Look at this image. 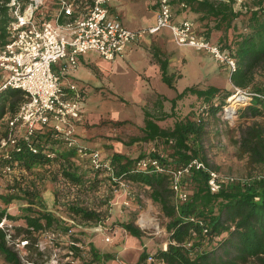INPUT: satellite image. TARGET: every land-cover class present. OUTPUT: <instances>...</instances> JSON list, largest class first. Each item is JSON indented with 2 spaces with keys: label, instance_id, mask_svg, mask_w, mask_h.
<instances>
[{
  "label": "trees",
  "instance_id": "1",
  "mask_svg": "<svg viewBox=\"0 0 264 264\" xmlns=\"http://www.w3.org/2000/svg\"><path fill=\"white\" fill-rule=\"evenodd\" d=\"M183 1L190 10L201 13L196 17L201 22L198 25L199 31L211 40L221 43L224 50L236 57L238 65L230 73L231 81L241 87L251 86V90L260 93L237 109V113L251 116L253 121L240 127V134L235 142L238 147L237 154L246 157L250 165L261 166L264 171V82H254L258 70L264 68V0H243L241 6H236V0ZM10 19L9 6L0 0V44L7 40V24ZM154 55L160 61L163 80L175 88L180 73L169 71L168 57L161 56L159 50H155ZM232 93L233 90L228 87L214 83H197L185 86L172 98L159 94V98L153 101V108L143 107L144 123L140 127L141 134L134 136L132 141L155 142L158 149L151 150L150 154L159 156L162 153L159 148L166 149L167 153L163 152V162L173 166L188 162L194 157L202 158L211 166L207 138L211 134L221 133V129L214 126L227 116V98ZM192 94L201 102L200 107L194 106L188 112L180 114L179 101ZM23 99L24 94L20 88L8 86L0 90V123L5 113L8 110L15 112ZM166 100L170 102V109L165 106ZM169 118L173 119L172 124L164 126L159 123L160 120ZM33 142L38 146V152L26 148L12 153L11 158L0 155V175L5 174L3 166L9 162L23 171L31 170L39 163L41 167L49 169L56 162L59 170L54 174L58 178L62 174L76 190H85L88 186L95 188L100 183L103 179L101 173L107 174L104 169L90 168L93 176L89 178L84 166L76 159L75 150L67 148L61 140L52 137L50 125H39ZM54 147L55 157H47L44 151ZM143 155L145 153L141 152L131 157L123 152H113L111 160L115 172L131 182L151 188V197L170 218L168 228L173 238L184 240L191 231H195L198 237L192 248L171 242L167 250H158L157 259L163 258L168 264H218V259L223 257L215 252L219 244H223V251L226 253L235 247L243 254V258L246 253L264 252L263 178L247 182H226L219 191L213 192L208 184L207 171L194 168L185 178L189 196L186 200H180L170 186L166 171L136 168V160ZM112 182L117 183L114 180ZM29 183L26 186L16 183L15 190L3 196L6 203L14 198H26L28 205L22 208L23 214L11 213L6 206L0 205V251L9 264H20L22 260L18 250L9 244V238L15 237L16 233L11 232V228L5 226L3 220L20 217L24 218L25 224L16 228L17 232L24 233L23 239L28 240V249L33 244L29 241L36 240L34 235L39 232L49 229L58 231L63 228L66 234L73 235L68 253L79 262L69 259L61 264H98L104 259L115 257L110 252L100 251L93 242H88L87 249L82 247L81 238L75 232L69 231L71 226L45 207L38 183L35 180H30ZM68 210L85 220L99 222L103 218L101 209L84 205L79 200L72 202ZM121 225L134 236H141L143 233L132 219L121 222ZM205 226L210 233L208 236L202 233ZM224 232L225 236L215 241V237ZM205 237L208 242H205ZM150 256L151 252L144 248L136 264H157V261L148 260Z\"/></svg>",
  "mask_w": 264,
  "mask_h": 264
},
{
  "label": "built area",
  "instance_id": "2",
  "mask_svg": "<svg viewBox=\"0 0 264 264\" xmlns=\"http://www.w3.org/2000/svg\"><path fill=\"white\" fill-rule=\"evenodd\" d=\"M2 1L9 6L11 19L7 24V40L0 44V90L8 86L20 88L24 99L15 112L8 110L2 118L0 155L11 158L12 153L26 148L38 152V146L33 142L36 129L39 125H50L52 137L61 140L67 148H73L82 166L106 170L111 179L117 181L114 183L115 190L130 191L131 181L115 172L111 156H104L99 149L88 148L79 141L77 122L83 119L85 106L82 88L76 82L64 86L61 72L54 67L56 62L66 59L69 68H76L79 55L90 51L114 60L125 52L130 43L168 27L177 43L211 54L225 63L230 73L237 69L236 57L224 50L221 43L201 33L194 19L184 17L179 22L173 20L174 0H158L155 20L138 28H130L118 17L110 16L107 8L110 0H54L59 4L56 18L45 11L47 0ZM242 1L236 0V6H241ZM62 17L65 18L63 21L60 20ZM255 94L260 93L235 85L233 93L227 98V116L231 111L237 113L238 108L232 106L233 103L246 104ZM44 152L47 157L54 158L56 148ZM162 157H165L163 152L159 156L145 154L136 160L135 166L166 171L170 186L180 200L189 196L184 179L194 168L207 171L208 184L213 192L219 191L226 182L236 180L235 176L209 166L200 157L176 166L163 162ZM3 169L11 174L17 167L9 162ZM59 176L64 185L70 184L62 174ZM256 178L264 179V171ZM250 180L252 178H242V182ZM125 203L129 204V200ZM151 219V216L142 213L137 223L145 229L151 225ZM95 228L103 231L102 221ZM204 230L208 231V228L205 226ZM69 231H73L72 227Z\"/></svg>",
  "mask_w": 264,
  "mask_h": 264
},
{
  "label": "rangeland",
  "instance_id": "3",
  "mask_svg": "<svg viewBox=\"0 0 264 264\" xmlns=\"http://www.w3.org/2000/svg\"><path fill=\"white\" fill-rule=\"evenodd\" d=\"M194 62L195 60L192 59L190 65L184 68L185 74L178 79V88H183L196 81ZM222 66L225 70L223 73L215 75L213 82L234 91L235 84L230 79V72L225 65ZM254 82H264V68L258 70ZM200 83L202 82L198 84ZM248 88L252 89L251 86H248ZM133 97L134 99L131 102L136 105L134 107L128 106L130 108L129 112L138 115L142 111L140 105L142 101L135 98V96ZM198 100L195 95L187 96L183 102L181 100L178 107L180 114L188 112L191 105L199 108L201 102ZM87 103L89 110L95 112V114L97 112L102 115V117H98V124L88 123L89 126L97 127L95 135L83 137L82 139L77 132L79 141L88 146V148L99 149L104 156H112L113 152L119 151L131 157H135L141 152L149 154L151 150L158 149V145L153 141H132L134 136L141 134L140 127L142 122L139 115L137 117L131 116V118L125 120L113 119L108 115L109 111H113L111 101L89 98ZM146 103L150 108H153L152 100H146ZM241 104L233 103L232 106L240 108L243 106ZM128 107L127 110L129 109ZM166 107L170 109V102L166 101ZM116 112L119 113L117 110ZM231 112L214 126L215 128L216 126L220 128L221 133L211 134L207 138L209 162L211 167L225 174L235 176L236 182H242V178L255 179L263 171L262 167L250 165L246 157H240L237 154L238 147L235 142V138L239 137L240 127L251 123L253 117L242 116L235 111ZM172 121L173 119L169 118L162 120V123L167 126L172 124ZM159 150L167 153V150L162 147ZM84 162L87 163L86 160ZM41 166L39 163L31 170L23 171L18 168L11 174L0 175V205L6 206L11 213L23 214L22 208L28 205L26 198H14L11 202L6 203L3 200V196L15 190L14 185L16 183L26 186L30 180H35L41 188L45 207L60 216L72 227L73 232L81 238L80 244L82 247L87 249L88 242L98 240V248L101 251L114 254L115 257L104 259L98 264H136L144 248L151 252L148 260L157 261V264H168L163 258H156L160 248L167 250L171 242L192 248L194 243L197 242L198 237L195 231H191V234L184 240H177L172 237L168 228L170 218L165 215L160 205L153 200L151 188L147 185L130 182V191H125L124 189L115 190L116 185H114V182L107 174L101 173L100 176L103 179L100 180L99 184L95 185V188L88 186L85 190H76V187L74 188L70 184L64 185L61 179L54 174L56 170L57 172L59 170L56 162L52 163L49 169ZM83 169H85L89 178L93 176L91 175L90 166ZM185 181L186 179H184ZM186 189L188 190V183H186ZM76 200H79L84 205L94 206L102 210L103 231L95 228L99 222L82 219L68 210L69 205ZM125 200H129V204H126ZM142 213L151 216V225L145 229L140 227L143 230L142 235L134 236L121 225V222L132 219L138 225L137 220ZM3 222L5 226L11 228V232L16 233L15 237L9 238V244L18 250L22 260L20 264H61L69 259H74L75 263L79 262L71 253H68L73 235L66 234L63 228L58 229V231L49 229L46 232L36 233L34 236L37 239L29 241L33 242V244L31 249H28V240L23 239L24 233L17 232L16 228L18 225L25 224L24 218L20 217L15 220L4 219ZM202 233L207 236L210 235L205 230ZM107 236H110L111 239L107 240ZM224 236L225 232L222 235H217L215 241ZM204 240L208 242L207 237ZM231 249L232 251L226 253L223 251V244H219L216 247L215 252L220 257L223 256L218 259V264H264V252L246 253L243 258V254L235 247ZM41 251L42 253H40ZM0 264H9L1 251Z\"/></svg>",
  "mask_w": 264,
  "mask_h": 264
},
{
  "label": "crops",
  "instance_id": "4",
  "mask_svg": "<svg viewBox=\"0 0 264 264\" xmlns=\"http://www.w3.org/2000/svg\"><path fill=\"white\" fill-rule=\"evenodd\" d=\"M157 3L158 0H110L107 8L110 16L118 17L130 28H138L155 20ZM183 3H185L183 0H174L173 20L179 22L182 18L188 17L194 19L196 24L199 25L201 23L200 19L196 17L201 13L190 10ZM45 11L56 18L59 11L58 2L47 0ZM64 19L62 17L60 20L63 21ZM155 50H159L161 56L168 57L170 72L180 73L176 79L175 88L170 87L163 80L160 61L154 55ZM78 59L79 64L76 68H69L66 59L59 60L54 67L61 72L64 86H68L70 82H76L82 88L85 99L84 118L77 122V132L82 139L83 137L95 135L97 127L89 126L88 123L98 124V117H102V115L97 112L96 115L95 112L87 108V99L89 98L111 101L113 111H109V117L125 120L131 118V116L137 117L139 115L143 125V107L148 106L146 100H152L153 105V101L159 98V94L168 98L175 97L178 91L184 88H178V79L185 74L184 68L190 65L192 59L195 60L193 67L196 81L191 84L199 82L204 85L213 84V77L225 70L222 66L225 64L216 60L211 54L197 50L192 46L177 43L172 30L168 27L130 43L125 52L114 60L106 59L93 51L80 54ZM133 96L142 101L140 104L142 111L138 115L129 112V107L136 105L131 102L134 99ZM186 98L182 99V102ZM166 101L164 102L165 106ZM193 107L194 105H191L189 110ZM159 123L164 125L162 120ZM91 242L98 248V240Z\"/></svg>",
  "mask_w": 264,
  "mask_h": 264
}]
</instances>
